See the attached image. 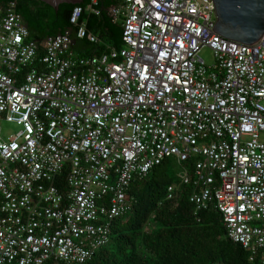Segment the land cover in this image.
<instances>
[{"label": "built area", "instance_id": "1", "mask_svg": "<svg viewBox=\"0 0 264 264\" xmlns=\"http://www.w3.org/2000/svg\"><path fill=\"white\" fill-rule=\"evenodd\" d=\"M83 12L39 56L16 0L0 3V121L20 126L7 139L0 126V264H84L131 210L132 182L167 158L193 160L178 177L196 209L213 204L264 264V35L215 32L213 0H118L123 46L79 56L73 34L102 44Z\"/></svg>", "mask_w": 264, "mask_h": 264}, {"label": "trees", "instance_id": "2", "mask_svg": "<svg viewBox=\"0 0 264 264\" xmlns=\"http://www.w3.org/2000/svg\"><path fill=\"white\" fill-rule=\"evenodd\" d=\"M91 1L61 4L56 11L41 0H16L30 39L38 42L39 56L43 54L44 39L71 26L69 17L77 5L84 9L80 22L102 44L90 43L87 38L79 39L73 34L76 55L88 56L102 53L108 47L123 46L122 22L114 21L108 12L118 0H98L95 6L98 14L86 10ZM183 168L192 175L193 160L179 163L167 158L147 176L132 182L128 190L131 210L113 221L109 243L84 264H259L258 259L250 260L249 252L240 243L227 236L223 216L213 204L207 209H196L191 201L196 186L178 177ZM170 186L174 189L172 197L168 196Z\"/></svg>", "mask_w": 264, "mask_h": 264}, {"label": "water", "instance_id": "3", "mask_svg": "<svg viewBox=\"0 0 264 264\" xmlns=\"http://www.w3.org/2000/svg\"><path fill=\"white\" fill-rule=\"evenodd\" d=\"M56 11L61 4H80L83 0H41ZM174 0H165L171 4ZM216 24L221 36L244 44H255L264 35V0H213Z\"/></svg>", "mask_w": 264, "mask_h": 264}, {"label": "rangeland", "instance_id": "4", "mask_svg": "<svg viewBox=\"0 0 264 264\" xmlns=\"http://www.w3.org/2000/svg\"><path fill=\"white\" fill-rule=\"evenodd\" d=\"M202 55L204 56L207 64L213 63L214 61L213 55L208 48H204L202 50ZM0 126H1L2 136L4 139H7L8 137H10L11 135L15 134L16 132L20 130V126H18L15 123L7 122L5 120L0 121ZM176 168H177V165H176Z\"/></svg>", "mask_w": 264, "mask_h": 264}, {"label": "snow or ice", "instance_id": "5", "mask_svg": "<svg viewBox=\"0 0 264 264\" xmlns=\"http://www.w3.org/2000/svg\"><path fill=\"white\" fill-rule=\"evenodd\" d=\"M157 18H159L158 15H157ZM181 47H183V44H181ZM159 55H160L161 58H163L164 56L167 55V53L166 52H161V53H159ZM117 71H118V69H117ZM229 211H231V209Z\"/></svg>", "mask_w": 264, "mask_h": 264}]
</instances>
